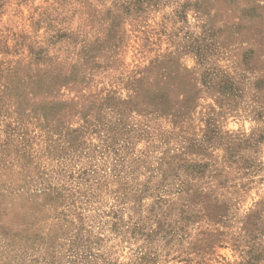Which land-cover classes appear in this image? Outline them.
Here are the masks:
<instances>
[{
  "label": "rangeland",
  "instance_id": "rangeland-1",
  "mask_svg": "<svg viewBox=\"0 0 264 264\" xmlns=\"http://www.w3.org/2000/svg\"><path fill=\"white\" fill-rule=\"evenodd\" d=\"M0 264H264V0H0Z\"/></svg>",
  "mask_w": 264,
  "mask_h": 264
}]
</instances>
